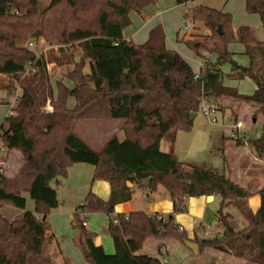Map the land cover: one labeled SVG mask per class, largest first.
Instances as JSON below:
<instances>
[{
	"label": "trees",
	"instance_id": "obj_1",
	"mask_svg": "<svg viewBox=\"0 0 264 264\" xmlns=\"http://www.w3.org/2000/svg\"><path fill=\"white\" fill-rule=\"evenodd\" d=\"M195 0H175L184 5ZM248 14L264 20V0H244ZM157 0H52L48 9H38V0H0V76L11 78L20 96L13 116L5 118L1 128L2 150L18 152L23 165L13 178L0 174V207L25 210L27 194L35 204L33 213L8 221L0 215V264H52L45 256V244L54 241L48 215L58 206L53 184L67 177L77 164L94 168L93 181L105 182L110 190L107 201L89 192L72 217L77 230L76 245L87 252L88 264H161L152 257L138 256L148 240H176L184 245L185 232L179 233L174 217L183 214L189 198L219 196L216 222L223 229L220 239L192 240L198 250L220 252L236 249L241 254L249 242L254 263L264 264V187L258 191L260 205L255 214L244 209L241 201L251 196L222 172L210 166L192 167L178 162L173 147L178 132H189V118L198 111L201 99L218 102L222 98L240 99L263 118L258 138L248 142L255 157L264 161V41L259 42L249 27L231 30V17L221 11L197 7L189 11L192 22H200L211 34L215 52H222L214 66L207 67L201 80L176 52L166 48L161 26L148 32L141 45L128 42L123 31L131 25L129 15L141 14ZM59 45H76L79 63L64 53L66 64L75 70L67 75L75 88L59 82L55 93L45 70L44 60H36L26 49L31 39ZM237 43L249 60L246 68H231L229 78L253 81L249 97L239 96L223 85V73L216 67L228 62L227 47ZM28 65L31 71L24 76ZM87 65L88 74L82 75ZM91 83L86 89L83 81ZM14 84V85H15ZM14 94L15 86L0 87ZM86 90V91H85ZM90 97L107 109L109 118L121 122L123 139L113 135L99 151L93 150L73 133V123L88 106ZM75 108H67L68 99ZM49 101L53 112L43 111ZM92 107V105L90 106ZM88 107V108H90ZM90 111L80 115L90 119ZM170 144L169 153L160 151V142ZM223 162L225 158L223 155ZM147 181L150 194L162 188L172 203V212L163 219L142 212L115 214L116 206L132 199L133 186ZM226 202H235L247 222L245 230L234 232L230 218L223 212ZM108 217V234L114 254H105L94 245V235L82 223L88 215ZM114 220L117 223H114ZM235 239L238 241L235 243ZM185 247V246H184ZM240 256V255H239Z\"/></svg>",
	"mask_w": 264,
	"mask_h": 264
},
{
	"label": "rangeland",
	"instance_id": "obj_2",
	"mask_svg": "<svg viewBox=\"0 0 264 264\" xmlns=\"http://www.w3.org/2000/svg\"><path fill=\"white\" fill-rule=\"evenodd\" d=\"M51 2L52 0H38L39 11L43 12L48 9ZM197 7L208 8L229 14L231 17V30L233 33H235L240 27H249L253 30L257 40L264 41L262 20L259 15H252L246 12L244 0H195L181 6L176 5L175 0H157L155 4L147 6L141 14L132 13L129 15L131 25L123 31V36L131 39L133 44L141 45L146 41L150 29L155 26H161L166 36V48L179 54L190 65L195 74L198 72L203 73L207 67L215 65L222 52H215L214 41H211L212 34L200 22L194 23L187 17L189 11ZM187 24L189 26L188 30L184 27ZM30 42L34 44V47L31 50L27 48V45L24 47L31 51L35 57L40 56L44 60V63L52 64L53 66L51 72H46V74L54 90V95L56 96V82L61 83L69 90L74 89L76 80H74V82L70 81L67 78V75L74 71L75 68L73 64H66L64 53L61 54V50L63 49L66 55L71 56L73 63L76 64L79 63L81 57V54L76 49V45L53 44L43 38L31 39L29 43ZM227 51L230 54L228 62L223 63L221 67H216L217 69L221 68V72L224 76L229 75L232 72V63H235L240 67H248V58L240 55L243 52V47L240 44H230L227 47ZM85 68L88 69L87 65L82 69V75L85 74ZM24 76L26 75L24 74ZM223 80L225 81L224 85L232 88L231 90L236 92L237 95L239 94L240 97H249L254 93V83L248 78L236 80L226 77ZM14 84L15 83L11 78L0 76L1 88L7 86H15L16 88L14 94L12 93L10 96H8V92L0 90V132L2 127L6 130L7 124L4 120L5 118L14 115L13 110L17 103L16 99L21 94L18 85ZM83 84L87 90L92 86L87 80H84ZM15 101L16 103H14ZM75 105L74 99H68L67 108L69 110H73L76 107ZM91 105L92 107H90ZM215 105L217 106V113L213 118L216 120V125H211L209 120L198 110L196 117L192 121L190 131L177 133L173 147V154L178 162L196 167L210 166L221 172L223 155L227 154L226 158L228 161L232 158L229 150L230 147L224 145L222 142L223 139L232 137V127L235 125L233 116L236 115L238 116L237 120L241 122V127L242 124L245 127L251 125L253 131L249 133V139L254 140L258 138L260 127L263 124V118L261 115L255 114L254 109L250 105L246 104L243 100L229 98H222L216 102ZM43 111L49 114L53 112L48 100L44 104ZM84 111H90V119L80 117V115H83L82 113ZM80 113L79 117L73 123V133L93 150L99 151L103 145L113 137V135H116L117 139L122 141L123 135L122 132L119 131L122 123L111 120L107 109L100 105L96 98L93 99L90 97L88 106L85 107L84 110H81ZM254 118H256V122L253 124L252 122ZM162 148L165 150V145L163 143ZM250 149L251 147H247V151L239 150L241 153L244 152L245 155L241 156L239 160L238 164L241 166L231 165L232 172L230 178L237 180L239 186L253 196L255 194L257 195L258 189L264 184V161L260 162L256 160L255 154L252 149ZM236 154L237 153H235V155ZM21 165H23L22 156L18 152L2 150L0 142V174L8 178H13ZM73 167L70 171L69 177L67 176L65 179L59 180L57 185L53 184V187L58 192V206L56 209L50 211L48 215V223L50 226V234L54 236V241L50 244H45V256L52 261V264H88L85 261L84 253L81 252L75 243L78 232L71 222L72 217L75 214V209L84 202L82 196V186L84 184L81 179L75 177L74 172L76 168ZM240 168L244 170V173L240 172ZM144 183H146V181H144ZM136 187L137 186L128 187L131 189L134 188L132 193L133 199H135V201H133L134 206L135 208H138L137 210L146 211L150 203L144 198L143 192ZM161 192L166 194L162 188ZM23 197L26 199L25 210L3 206L0 207V215L8 221H15L20 220L27 212L33 213L35 211L34 202L29 199L27 194H24ZM245 200H242L241 203L244 209L249 210ZM228 204L233 208V215L227 213V210L225 209L223 212L230 217L228 219V224L230 222L233 224L234 228H238L241 224V215L236 208L237 206L235 202H226L224 208ZM208 207H214L215 209L208 218L201 221L202 225H200V228L201 226H203V228L210 226L213 232L222 235L223 229L217 224L214 216L220 207L219 196H216L215 201L209 202ZM99 217H105V215L92 214L88 215L87 218L89 221H93ZM180 224L182 225V223ZM194 224L195 222L192 226H194ZM181 227L184 229L187 237L190 236L192 239L194 238L195 235L192 233L193 227L191 230L187 229L184 225ZM200 228L197 230L199 236ZM196 238L198 240L214 239L211 236ZM237 241L238 240L235 239L234 242L236 243ZM154 242L155 241L152 240V242L149 243ZM163 242L165 243V248L160 247L158 250L155 249L151 251L152 244H149L145 249L139 251L137 255L156 258L160 260L162 264H164V262L165 264L177 263L180 258V252L184 251L186 247L184 248L182 244L176 240H162V242L161 240H156L157 244ZM253 244L254 241L249 242L246 249H237L243 251L241 254H237L236 249H232L230 251L232 252L231 254L229 250H225L224 252L217 251L219 252L218 254L216 250L202 249L198 250L197 256H194L195 260L188 258L185 261L187 264H196L197 262L203 264L202 255L211 251V253L214 252L216 256H219L218 260L214 261L213 264H243L240 261V258L243 255L244 261L247 260L254 263V256L256 253L252 252L249 254L251 250L250 247ZM60 250L66 255L65 257H67L68 260L62 258ZM189 253L191 252L189 251Z\"/></svg>",
	"mask_w": 264,
	"mask_h": 264
},
{
	"label": "crops",
	"instance_id": "obj_3",
	"mask_svg": "<svg viewBox=\"0 0 264 264\" xmlns=\"http://www.w3.org/2000/svg\"><path fill=\"white\" fill-rule=\"evenodd\" d=\"M262 28H263V23H262ZM124 39H126L128 42H132L131 39H128L126 37H124ZM258 41L259 42H263L262 40H258ZM233 55L235 56L234 53H233ZM240 55H243V52ZM84 71H85V74H88V72H89V70L86 69V68L84 69ZM220 71H221V68H220ZM231 74L232 73H230L229 75H225V76L223 75V76H224V78H226V77L229 78L231 76ZM230 79H232V78H230ZM224 83H225V81L223 80V85H224ZM225 87H227V86H225ZM227 88H230V87H227ZM230 89H232V88H230ZM233 119L235 121V124L236 123H241V122H239L237 120L238 119L237 115L233 116ZM255 122H256V118L253 119L252 123L254 124ZM233 127H232V132H233L232 137H230L228 139H223V142H222L224 145H227L228 147H230L229 150H230V153L232 155V158H231L230 161H228L227 158H226L227 154L225 155L223 153L224 156H225V163L223 162V166H222L221 172L230 181H232L233 183L238 184L237 180L230 178V176H231L230 174L232 172L231 165L232 164L236 165V166L240 165V164H238L239 160H240L241 156L245 155L244 152L241 153L240 151L241 150H243V151L246 150L247 151V147L250 148L248 142L251 141L252 139H249L248 135H249V133L251 131H253V129H252L251 125L249 127H245V126H243V124H242V127H240L237 130H234ZM162 143L165 145V150L162 148ZM160 151L163 152V153H169V151H170V144L165 139L160 142ZM248 152H249V150H248ZM235 153H237V154L235 155ZM255 159L261 162V160L257 159L256 157H255ZM185 165L191 166V165H188V164H185ZM21 167H22V165L19 167L18 171L20 170ZM192 167H196V166H192ZM73 168H76L75 172H74L75 173V177L78 178V179H81L82 183L84 184L82 186L83 200L86 198V196H87V194L89 192H92L95 196H97L98 198H100L103 201H107L108 200L109 195H110V190H109L108 185L105 182H103V181H97V182H93L92 181L93 175H94V168L93 167L87 166V165H83V164H77ZM71 170H72V168H70L68 170V173H67L68 177H69V174H70ZM239 170H240L241 173H244V170H242L241 168ZM18 171H17V173H18ZM263 181H264V179H263ZM262 185L263 186H261V188H259L258 191H260L264 187V184H262ZM136 188L140 189L143 192L144 198H146V201L150 203L148 209L146 211L137 210L138 208H135L134 203H133V201H135V199H133V196H132V199H131L130 202L125 203V204H121V205H118V206L115 207V209H114V213L115 214L128 215V214L133 213V212H142V213H145L147 216L158 215L160 218L162 217L163 219H165L172 212V203H171L168 195L161 192V188H159L157 192L150 194L148 192V190H147V181H146V183L142 182L141 186L140 187H136ZM133 189H132V193H133ZM67 191H68V189H67ZM216 196L217 195L211 196V199L209 197H199V198L186 199V201H185V211H184L183 214H179V215H176L174 217L175 224L177 226H180V227L182 225H184L189 230H191V228L193 227L192 233L195 235L194 238L195 237H200L198 235V233H197V230H198V228H200V225H202L201 221L206 219V218H208V216L210 214H212V212L214 211L215 208L214 207H211V208L208 207V203L211 202V201H215L216 200ZM57 197H58V192H57ZM245 202L247 203V207L249 209L248 211H250L252 214H255L256 211L259 208V205H260L259 196L255 194V195L249 197L248 199H246ZM220 204H221V199H220ZM76 209H75V211H76ZM224 209L227 210V213L233 215V212H232L233 208H231L229 206V204L226 205V207ZM217 213H218V211L214 215L215 219H216ZM194 222H195V224H194V226H192V224ZM86 223H87L86 230L94 235V240H93L94 245L96 247H102L104 252H105V254L113 255L114 254V249H113L111 238L109 237V234H108V231H107L108 230V224H109L108 217L107 216L99 217V218H97L96 220H93V221H89L88 218H87L86 219ZM180 223H182V225ZM229 226H230L231 229H233L234 232H239L242 229H245L248 226V224H247V222L245 221V219L241 215V224L238 227L239 229L238 228H234L233 224L230 223V222H229ZM202 227L203 226H201V228ZM187 238H188V241H191V242L194 239V238L192 239L190 236L187 237ZM154 241H155L154 243H149V242H152V240L147 241L146 244L144 245L143 249H145L146 246L149 245V244H152L151 245L152 246L151 251H153L155 249L158 250L160 247H164L165 248V243L164 242L160 243V244H157L159 242L156 243V240H154ZM182 246L184 247V245H182ZM189 251L190 250L185 248L184 251L180 252V258H179L178 262L177 263L175 262L174 264H187L185 260H187L188 258H190L192 260H195L194 256H197V255H194L191 251H190L191 253H189ZM217 253L219 254V252H217ZM231 253L232 252H230V254ZM61 255H62V258L64 260H68V258L65 257L66 255L63 254L62 251H61ZM202 256H203V258H202L203 264H208V263L213 264V262L218 260V257H219V256H216L214 252L211 253V251H208V253L203 254ZM241 258H240V261L243 264H254V263L249 262L247 260L244 261L243 260L244 259V255ZM161 264H162V262H161ZM164 264H165V262H164ZM196 264H199V263L197 262Z\"/></svg>",
	"mask_w": 264,
	"mask_h": 264
},
{
	"label": "built area",
	"instance_id": "obj_4",
	"mask_svg": "<svg viewBox=\"0 0 264 264\" xmlns=\"http://www.w3.org/2000/svg\"><path fill=\"white\" fill-rule=\"evenodd\" d=\"M184 27L186 30L189 29L188 24L185 25ZM33 47H34V44L32 42L27 44V48L29 50H31ZM40 59L43 60L40 56L36 57V60H40ZM31 66L32 65L27 66V68L25 70V75H27L31 71ZM52 67H53L52 64L50 65V64L45 63L46 72L50 73L52 70ZM202 77H203L202 73L198 72L194 75V80L195 81L201 80ZM14 103H16V101ZM198 110L201 112L202 115H204L209 120L211 125H216V120H215V118H213V116L217 113V106L215 105L214 102L207 101L206 99L202 98ZM240 127H241V123H236L234 125L233 129L237 130ZM158 218H160V217H158ZM114 223L116 224L117 221L114 220ZM82 226L86 229L87 223L83 222ZM178 232L183 233L184 229L182 227L178 226ZM208 236H211L214 239H220L222 237V235H220L219 233L213 232L212 228L210 226L206 227V228L202 227L200 230V237L203 238V237H208Z\"/></svg>",
	"mask_w": 264,
	"mask_h": 264
},
{
	"label": "water",
	"instance_id": "obj_5",
	"mask_svg": "<svg viewBox=\"0 0 264 264\" xmlns=\"http://www.w3.org/2000/svg\"><path fill=\"white\" fill-rule=\"evenodd\" d=\"M263 23V30H264V20L262 21ZM237 65L235 63H232V67L235 68ZM195 118V114H192L189 118V121H193V119ZM131 185L129 184L128 187H130ZM211 199V197H209ZM184 246L190 250L194 255H197L198 254V246L191 242V241H186L184 243ZM88 256V253L87 252H84V257L86 258Z\"/></svg>",
	"mask_w": 264,
	"mask_h": 264
}]
</instances>
